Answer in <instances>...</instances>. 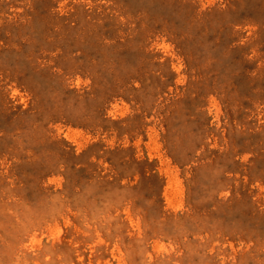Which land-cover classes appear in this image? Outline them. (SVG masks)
Masks as SVG:
<instances>
[{
    "label": "rangeland",
    "instance_id": "374dc122",
    "mask_svg": "<svg viewBox=\"0 0 264 264\" xmlns=\"http://www.w3.org/2000/svg\"><path fill=\"white\" fill-rule=\"evenodd\" d=\"M0 264H264V0H0Z\"/></svg>",
    "mask_w": 264,
    "mask_h": 264
}]
</instances>
